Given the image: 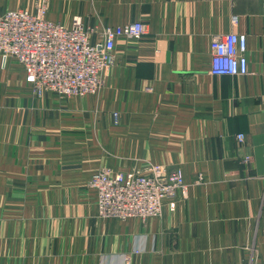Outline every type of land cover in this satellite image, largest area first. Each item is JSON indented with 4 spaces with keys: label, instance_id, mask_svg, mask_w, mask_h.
Listing matches in <instances>:
<instances>
[{
    "label": "crops",
    "instance_id": "obj_1",
    "mask_svg": "<svg viewBox=\"0 0 264 264\" xmlns=\"http://www.w3.org/2000/svg\"><path fill=\"white\" fill-rule=\"evenodd\" d=\"M18 8L36 0H0ZM76 14L93 41L147 31L117 39L86 95H39L0 54V264H264V0H49V19ZM232 30L248 73L213 74L212 37ZM150 163L181 168L187 197L145 221L101 217L92 173Z\"/></svg>",
    "mask_w": 264,
    "mask_h": 264
},
{
    "label": "built area",
    "instance_id": "obj_2",
    "mask_svg": "<svg viewBox=\"0 0 264 264\" xmlns=\"http://www.w3.org/2000/svg\"><path fill=\"white\" fill-rule=\"evenodd\" d=\"M49 0H36L34 11L8 9L0 14V54L14 58L25 69L26 80L41 95L50 90L63 96L96 93L102 74L114 63L117 39H140L146 33L143 21L105 25L101 39L92 40L93 28L83 17L73 16L71 25L47 17ZM238 16L232 21L238 23ZM247 33L232 30L213 35L210 71L213 74L248 73ZM115 116L118 115L116 111ZM244 138L243 133L238 134ZM88 186L97 192L101 217H136L143 221L159 216L164 205L174 209L188 195V183L179 167L168 169L150 163L145 170L100 169L90 176ZM124 264H131L126 258Z\"/></svg>",
    "mask_w": 264,
    "mask_h": 264
}]
</instances>
